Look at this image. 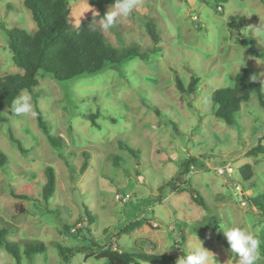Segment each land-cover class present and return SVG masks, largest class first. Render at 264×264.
<instances>
[{"label":"rangeland","instance_id":"obj_1","mask_svg":"<svg viewBox=\"0 0 264 264\" xmlns=\"http://www.w3.org/2000/svg\"><path fill=\"white\" fill-rule=\"evenodd\" d=\"M68 2L72 28L103 17L89 0ZM111 6L104 4L106 13ZM147 25L154 29L155 39ZM94 26L115 47L158 50L148 53V60L134 56L71 80L57 81L40 71L35 97L31 96L32 113L15 115L2 108L7 120L0 122V151L5 157L0 167V228L7 229V238L17 243L19 264H106L104 258L85 254L109 244L128 252L173 254L177 261L198 239L210 252L212 264H240L239 256L209 233L226 238L222 229L237 226L256 235L261 227L247 196L264 191V107L251 94L235 121L227 124L214 115L210 95L231 86L241 66L252 75L264 73V2L136 0L130 15L118 17L109 30L98 23ZM12 27L33 32L36 23L23 0H0V76L22 72L8 48ZM237 37L247 45L252 38L262 57L238 44ZM192 75L199 77L196 92L180 93L176 77L187 84ZM22 92L30 94L23 89L17 97ZM97 110L98 127L81 117ZM37 111L49 132L64 139L61 150L37 125ZM120 142L134 153L120 147ZM257 144L260 152L254 150ZM115 157L118 165L113 163ZM187 161L182 189L163 190ZM243 165L248 166V179L239 170ZM47 166L54 169L55 189L45 201ZM226 166L232 167L231 174L216 171ZM73 188L80 192L90 224L87 218L79 220ZM126 193L130 198L125 203L115 198ZM196 193L205 206L194 201ZM137 218L143 219L141 227L120 233ZM30 241L43 242L44 251L25 255L23 245ZM57 246L72 248V254L63 259ZM80 246L88 250H75ZM0 264H16L2 246ZM255 264H264L260 253Z\"/></svg>","mask_w":264,"mask_h":264},{"label":"trees","instance_id":"obj_2","mask_svg":"<svg viewBox=\"0 0 264 264\" xmlns=\"http://www.w3.org/2000/svg\"><path fill=\"white\" fill-rule=\"evenodd\" d=\"M96 5L102 16L106 14L104 4H112L114 0H89ZM264 2V0H261ZM24 6L29 9L32 19L36 23V29L33 32L19 27H12L8 30V48L13 55L14 63L22 68V72L7 73L0 76V122H5L7 117L2 114V108L8 107L11 109L13 100L19 92L26 89L31 96L35 97L33 87L38 84L37 74L41 71L50 75L54 80L65 81L77 78L82 75H92L100 72L108 65L123 64L134 56L148 60V53L157 52V48L147 49V51L139 52L135 46L115 47L110 44L103 34L96 28L92 31L88 26L90 24L82 23L72 28L68 22V14L70 4L68 0H23ZM217 7V6H216ZM240 22L244 24V18L241 17ZM232 26V24H231ZM147 31L156 38L155 31L151 25H147ZM238 44H245L248 51L261 58L262 54L256 49L254 40L249 39L248 45L242 37H237ZM253 75L247 67L241 66L234 76V81L231 86L221 87L213 90L210 95L212 109L214 115L223 120L227 124H232L235 121L240 105L246 102L251 94H254L260 105L264 107V92L259 80L253 81ZM199 77L192 75L187 84L176 77L175 85L180 93L194 94L197 90ZM156 114L158 110L155 109ZM99 110L94 113L81 114V117L88 120L94 127H98L96 119L99 116ZM37 125L45 133L48 142L57 150L64 144L62 137H56L48 130V126L42 118V115L37 111ZM18 149L24 152V149L15 141ZM119 146L134 153L130 147L124 143H119ZM261 151V145L257 144L254 150ZM64 157L60 152L58 154ZM113 163L118 165V158H114ZM189 162H185L183 170L177 174L174 179L166 182L162 187L166 190L168 187L172 190L182 189L188 173ZM5 157L0 151V167L4 166ZM87 166L85 160L80 168L84 171ZM247 165H243L239 170L244 179L250 176L246 170ZM46 181L42 187V198L47 201L53 194L55 189V173L51 166L45 168ZM161 189V190H162ZM16 197H24L21 194L12 192ZM251 207L255 208L259 216L261 227L255 237L259 241V253L264 257V191L255 195L247 196ZM194 201L205 206L204 199L200 194L194 195ZM79 220L87 218L89 224L91 218L85 208L84 216L79 214ZM261 218V219H260ZM82 219V220H83ZM216 224V223H215ZM143 225V219L137 218L127 222L121 229L120 233H130L136 228ZM66 230L69 227L65 226ZM8 231L5 228H0V246L5 251L13 256L16 264L21 261V252L16 242L7 238ZM209 236L219 245H224L229 248L227 238H223L221 233L210 232ZM183 241V239H182ZM96 247V245H94ZM179 246V245H178ZM59 254L63 259L72 254V248H63L57 246ZM45 249L44 243L40 241L25 242L23 245V253L28 257H33L35 254L43 252ZM77 251H87L88 248L80 246ZM92 253L87 254L97 258H104L106 264H133L144 262L146 264H176V259L173 254H163L157 251L149 252H128L118 248L113 244L107 246H97L92 249Z\"/></svg>","mask_w":264,"mask_h":264},{"label":"clouds","instance_id":"obj_3","mask_svg":"<svg viewBox=\"0 0 264 264\" xmlns=\"http://www.w3.org/2000/svg\"><path fill=\"white\" fill-rule=\"evenodd\" d=\"M136 0H114L110 10L100 18L99 21H93L88 26L92 31H96L93 26L98 23L104 31L109 30L118 17H127L133 11ZM98 15V14H97ZM260 27V26H259ZM253 81L259 80L261 87H264V73L253 75ZM32 97L27 92H22L20 96L13 100L11 111L15 115L29 114L33 111L31 103ZM229 244V251L239 256L240 264H255L259 257V241L254 233L237 226L227 227L222 229ZM190 251L184 256H181L176 264H212V258L209 251L206 250L202 241L191 243Z\"/></svg>","mask_w":264,"mask_h":264},{"label":"built area","instance_id":"obj_4","mask_svg":"<svg viewBox=\"0 0 264 264\" xmlns=\"http://www.w3.org/2000/svg\"><path fill=\"white\" fill-rule=\"evenodd\" d=\"M217 8L220 10L219 6H218ZM216 171H217L218 173H224V172H227V173H230V174H231V173L233 172V169H232V167H230V166H226V167H217V168H216ZM115 198H116L117 200H119V201L125 203V202H127L128 199L130 198V195H129L128 193H126V194H124V195H122V196L116 194V195H115ZM80 224H81V223H80ZM80 224H78V225L75 226V227H72L71 231H72V232L76 231V229L79 228V227L81 226ZM153 225L156 226V223H153Z\"/></svg>","mask_w":264,"mask_h":264},{"label":"water","instance_id":"obj_5","mask_svg":"<svg viewBox=\"0 0 264 264\" xmlns=\"http://www.w3.org/2000/svg\"><path fill=\"white\" fill-rule=\"evenodd\" d=\"M242 198H245V194H242ZM72 200L75 203V205L79 208L81 216H84L85 214V208L80 196V192L77 188H73L72 190Z\"/></svg>","mask_w":264,"mask_h":264},{"label":"crops","instance_id":"obj_6","mask_svg":"<svg viewBox=\"0 0 264 264\" xmlns=\"http://www.w3.org/2000/svg\"><path fill=\"white\" fill-rule=\"evenodd\" d=\"M135 230V229H134ZM113 239H115V238H113ZM89 253H92L91 251H89ZM85 257H86V254H85Z\"/></svg>","mask_w":264,"mask_h":264}]
</instances>
